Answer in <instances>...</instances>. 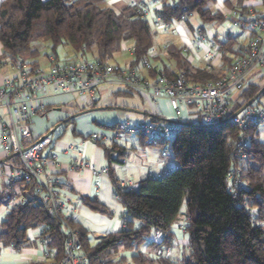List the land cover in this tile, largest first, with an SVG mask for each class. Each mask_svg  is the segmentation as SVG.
<instances>
[{
	"label": "trees",
	"instance_id": "1",
	"mask_svg": "<svg viewBox=\"0 0 264 264\" xmlns=\"http://www.w3.org/2000/svg\"><path fill=\"white\" fill-rule=\"evenodd\" d=\"M155 1L160 4L158 9L151 0L149 4L147 0L137 1V6L128 3L120 9L108 7L104 0H4L0 4V61L21 58L28 62L37 53L31 48L36 40L48 41L51 55L58 47L69 46L81 58L91 60H113L122 44H127L132 49L131 64L138 68L154 46L151 22L143 16L144 9L167 25L180 22L181 18L186 21L192 15L203 22H224L222 14L210 9L216 0ZM235 43L232 35L224 43L215 41L222 63L240 52L242 46L234 48ZM165 52L177 70L163 68L171 77L180 74L192 83L203 84L219 75V69L193 67L181 49L168 45ZM28 63L36 67V62ZM261 88L248 80L229 100L228 116L254 98ZM237 98L242 102H236ZM263 98L264 92L252 104ZM66 123L73 126L72 119ZM186 123L195 127L180 126L169 146L176 168L161 177L142 180L137 189L120 188L111 175L114 194L124 211L119 231L90 241L85 229L68 220L86 264H264V225L260 224L264 220V142L259 140L258 129L249 131L251 140L245 160L239 161L233 156L238 131L229 121H223L217 129L204 128L202 122ZM116 126L105 128L113 130ZM100 147L111 165L116 146ZM11 161V167L17 166L16 157ZM232 165L239 167L243 183L238 197L229 192L227 173ZM183 199L188 252L176 263L165 252L171 248V229ZM82 201L92 210L105 212L96 201ZM33 230L39 231V239L50 256V262L45 264L59 261L64 255L66 235L60 221L48 214L35 197H27L21 205L9 209L0 225V242L19 249ZM155 231L165 237L159 243H150L149 247L157 249L155 255L146 254L140 248ZM119 249L129 252V259L119 256ZM158 250L164 254L157 255Z\"/></svg>",
	"mask_w": 264,
	"mask_h": 264
},
{
	"label": "built area",
	"instance_id": "2",
	"mask_svg": "<svg viewBox=\"0 0 264 264\" xmlns=\"http://www.w3.org/2000/svg\"><path fill=\"white\" fill-rule=\"evenodd\" d=\"M263 4H264V0ZM156 9L160 4L151 0ZM136 0H129L130 6H137ZM149 10H143V16L148 17ZM231 25L242 31L246 42L238 54L227 63H222V53L214 42L201 29L196 30V38L189 46H184L182 54L187 58L198 55L201 50L208 52L202 58L205 69L213 68V61L218 60V77L203 84L192 83L184 76L177 74L169 76L163 67H155L153 63L160 59L161 51L152 47L142 59L138 68L131 65L114 63L110 59L87 60L81 57L56 59L48 57L45 68L33 67L21 58L0 61V68L10 67L11 75L4 78L0 86V148L8 154H15L18 164L12 167L6 175V186L1 195V201L9 208L21 205L25 198L35 197L47 209L48 214L57 218L66 235L65 249L62 258L53 264H86L81 252V245L76 240L75 230L68 224L72 220L71 209L64 210V203L59 193L58 180L45 171V166L56 164V156L43 152L50 145L49 136L35 138L31 129V118L46 110L44 96L51 90L54 93L74 94L79 99H93L98 87L106 83H116L124 89L145 93L154 112L148 121L131 122L126 119L109 133H94L89 138L102 147H111L125 135H135L143 139L147 147L161 148V155L166 157V147L177 135L180 126L173 122H185L180 118L185 111L189 116L199 117L204 125L217 129L228 120L238 131L233 148V156L245 160V151L249 147L251 129L264 125V98L251 104L238 114L229 115V100L239 92L255 70L264 68V13L256 14L249 10H231L224 15ZM156 29L163 28L165 33L169 25L163 24L158 18H151ZM181 18V21H184ZM167 46L163 47L166 51ZM131 53H132V49ZM216 67V68H217ZM142 71L153 72V77H147ZM167 99L172 111L171 120L161 118L160 100ZM173 121V122H170ZM87 163L74 161L70 171L88 169ZM93 175H107L106 168H90ZM229 192L238 197L243 183L240 170L232 165L227 173ZM98 186V182H95ZM120 188L132 189L133 185H118ZM254 220L255 210H251ZM264 225V220L260 222ZM165 234L155 231L154 241L161 242ZM164 253L160 250L157 255ZM165 255H169V249ZM49 254L45 259H49Z\"/></svg>",
	"mask_w": 264,
	"mask_h": 264
},
{
	"label": "crops",
	"instance_id": "3",
	"mask_svg": "<svg viewBox=\"0 0 264 264\" xmlns=\"http://www.w3.org/2000/svg\"><path fill=\"white\" fill-rule=\"evenodd\" d=\"M3 1L0 0V4ZM104 1L108 7L113 9H120L129 3V0ZM136 1L146 2V0ZM210 9L220 12L222 15L228 14L231 10H249L256 14H262L264 13V4L262 0H216L213 5H210ZM177 30L178 36L181 38V44L178 46L166 44V46L182 49L184 46H189L197 37L195 32L194 36L190 37L189 35L192 34L184 32L181 28ZM201 30L205 32L204 29ZM217 31H215L214 36H210L211 39L209 38L214 43L215 41L224 43L229 35L236 38L234 48H238L239 45L237 43L246 42L243 32L238 29L237 33L231 31L221 33L219 29ZM207 34L212 35L211 33ZM213 37L214 39H212ZM126 49L130 50V45L122 44L120 51L124 52ZM160 51L162 55L153 65L157 68L162 66L177 72L174 62L168 57L167 53L163 49H160ZM207 52V49L201 50L198 55L187 58V61L193 67L204 68L202 58ZM1 55L2 47L0 44V58ZM50 56L60 60L57 51L55 55L50 54L48 57ZM48 57L46 66L41 68L48 66ZM62 57L70 59L81 56L71 48H66ZM84 59L91 60L90 57ZM197 60L202 64L201 66H195V61ZM168 62L172 63V67L169 66ZM218 62L216 59L213 61V69H217ZM36 66L40 67L38 63H36ZM10 70V67L7 66L0 68V86L4 78L11 75L12 72ZM139 70L147 77L154 76L153 72L146 73L142 69ZM107 95L119 98L120 101L100 105L99 101H102ZM134 95L142 103H148L147 106L151 108L150 114L138 111L132 98ZM44 101L46 110L31 118V129L35 138L48 136V133L57 124L60 126L55 131L63 125L72 126L66 122L70 119L73 120L72 136L64 138L65 131H63L54 138L52 136L55 133L54 131L49 135L51 139L50 145L43 152L44 157L48 156V154L56 156V164L52 166L48 163L45 166V171L53 175L59 182V193L64 203V210L71 209L72 220L88 232L89 240L94 239L95 241L105 235L119 231L123 227L124 211L114 194L111 175L118 185L120 183L126 186L133 185L132 189H135L142 180L149 177H161L176 168L177 164L174 165L169 162L167 156H162L158 147H146L140 137L125 135L114 143L116 146L112 153L114 162L110 165L103 148L89 137L94 133H109L111 130L106 129L105 126L117 125L126 119L131 122L142 120L137 118V115L147 116L148 119L152 118L150 116H153L154 110L148 101V97L145 93L139 91H127V89L116 83H106L97 88L93 99L81 100L74 94L54 93L50 90L44 96ZM160 107L161 118L171 120L173 115L167 99L162 98L160 100ZM74 115L75 117H73ZM65 120L67 121L63 122ZM9 156L0 148V225L10 209L1 201L2 192L6 186V175L12 168L11 160L13 158H9ZM74 161H83L89 167L80 172L70 171V165ZM92 167L97 170L106 168L108 174L99 177L93 175L90 170ZM95 182H98V186H95ZM82 198L96 201L104 207L105 212L92 210L83 203ZM186 222L187 219H185V224L178 225L175 230L171 229L172 254L170 258L176 263L182 255L188 252V242L184 231ZM39 235L38 230L29 231L27 234L28 242L19 249L6 246L0 242V264H45L50 262V259H45L47 249L40 241ZM150 243H154L152 236L149 237L147 243L140 250L146 254L151 252L150 255H155L157 249L149 247ZM155 243L159 242L155 241Z\"/></svg>",
	"mask_w": 264,
	"mask_h": 264
},
{
	"label": "rangeland",
	"instance_id": "4",
	"mask_svg": "<svg viewBox=\"0 0 264 264\" xmlns=\"http://www.w3.org/2000/svg\"><path fill=\"white\" fill-rule=\"evenodd\" d=\"M150 0H147V3L149 4ZM213 5V4H212ZM213 11V10H212ZM220 13V12H219ZM221 14V13H220ZM223 19L225 20L223 23H221L220 25L216 24L215 22H203L201 21L196 15H192L190 17H188L186 19V21H180V22H172L171 24H169V26L167 27L165 33L163 32V28L161 27L160 29H156L153 26V23L151 21L152 15H148V19L150 20V25H151V30L153 32V40H154V47L156 49H163L164 46H166V44H171V45H180L181 44V38L178 36V28H181L184 32H188V34H192L189 35L190 37L194 36V32L196 33L197 29H204L205 33H211L212 35H210L211 37L214 36L215 31H217L218 29L220 30V32H228L231 31L233 33H237V29L234 28L231 23L225 19L224 15H222ZM218 28V29H217ZM192 30V31H191ZM218 32V31H217ZM208 35V34H207ZM209 36V35H208ZM210 37V39H211ZM214 39V37L212 38ZM212 42V41H210ZM240 43V44H239ZM237 43V45H243L245 42H239ZM31 48L36 50V55L29 59L28 62H36L38 63V65L40 67H44L46 66V61H47V57L50 55V43L46 40H36L33 41L31 43ZM66 48H70L69 46H60L57 48V54L60 58V60H62V55L64 52V49ZM62 51V52H61ZM162 55V54H161ZM64 59V58H63ZM114 63H118L121 65H131V61H132V53L131 50L126 49V51H120L118 52L115 56H114ZM199 60L195 61V66H201L202 64L200 62H198ZM169 66L172 67V63L168 62ZM133 67V66H132ZM205 67V64H204ZM218 69V67H217ZM11 71V70H10ZM220 71V70H219ZM12 72V71H11ZM262 69L259 70H255L254 74L251 75V77L248 80H251L252 83L257 84L260 87L264 86V73H262ZM133 100L135 101V104L138 108L139 112L142 113H146V114H150L151 108L148 105V103L146 104L145 102H141V100L137 97V96H132ZM116 101H120L119 98H115L113 96L107 95L106 98H104L102 101L100 102L101 104H110V103H115ZM236 102H242V100L240 98L235 99ZM190 112L185 111L184 115L180 118L181 120H188L191 121L193 123L196 122H202L200 120L199 117H194V116H189ZM137 118L142 119V121H148L147 116H141V115H137ZM204 124V123H202ZM66 126V128H65ZM99 128V127H98ZM72 126L70 125H63L60 127V129H58L57 131H55V133H53V137L55 138V136H58L60 132L65 131L63 137L64 138H68L72 136ZM258 137L259 140L261 142H264V125H260L258 128ZM90 134V133H89ZM135 136V135H133ZM147 147V146H146ZM161 151V148H158ZM168 152L167 157L169 162H172L174 165H176L175 160L173 158V155L171 153L170 148L166 147L165 148ZM138 187H135V189H137ZM186 200L183 199L180 209H179V215L178 218L176 220V222L173 224L172 228L175 230V228L178 225L181 224H185V219H186ZM91 241H94V239H90ZM172 247L169 250V256L172 254ZM121 249H119L118 251V255H124L127 259H129L130 257V253L129 252H122ZM151 252H149L150 254Z\"/></svg>",
	"mask_w": 264,
	"mask_h": 264
},
{
	"label": "water",
	"instance_id": "5",
	"mask_svg": "<svg viewBox=\"0 0 264 264\" xmlns=\"http://www.w3.org/2000/svg\"><path fill=\"white\" fill-rule=\"evenodd\" d=\"M262 92H264V86L260 89V91L255 95V97L254 98H252L250 101H248L245 105H243L236 113H235V115L236 114H238V113H240L243 109H245V108H247V107H249L253 102H254V100L257 98V97H259L261 94H262ZM73 117H75V115L73 116ZM150 117H152V116H150ZM72 118V117H71ZM67 120H65V121H63V122H66ZM228 121V120H227ZM170 122H173V121H170ZM173 123H175V124H177V125H179V126H191V127H195V125H190V124H188V123H185V122H173ZM58 126H60L59 124H57L49 133H48V136L50 135V134H52L55 130H56V128L58 127ZM204 128H210V126H207V125H205V126H203ZM14 157H16V155L15 154H12V155H10L9 156V158H14Z\"/></svg>",
	"mask_w": 264,
	"mask_h": 264
}]
</instances>
